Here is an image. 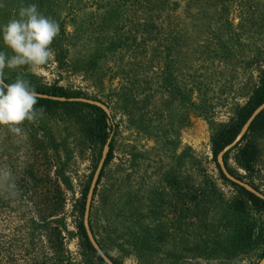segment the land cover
<instances>
[{
    "label": "rangeland",
    "instance_id": "374dc122",
    "mask_svg": "<svg viewBox=\"0 0 264 264\" xmlns=\"http://www.w3.org/2000/svg\"><path fill=\"white\" fill-rule=\"evenodd\" d=\"M138 1L0 0V28L31 4L63 27L47 64L5 68L4 76L56 82L107 105L117 128L92 212L104 252L124 264H257L264 213L255 208L244 215L254 221L253 244L232 258L223 257L218 244L232 226L221 215L236 189L218 175L210 135L247 100L264 66V1L169 0L152 3L148 12L128 11ZM106 13L126 19L118 38L113 23L98 27ZM146 21L154 26L135 40L142 44L134 51L126 37ZM115 38L124 43L119 53L108 49ZM0 51L13 54L2 35ZM162 56L169 59L166 68ZM199 87L209 101L206 112L197 110ZM22 129L16 136L0 126V166L12 169L19 190L0 195V264H96L80 246L74 209L93 170L94 146L82 126L60 112H44ZM254 141L253 170L239 173L264 193V132ZM229 164L235 167L232 155ZM200 187L216 194L197 200ZM56 194L60 205L52 200ZM206 225L209 248L194 234Z\"/></svg>",
    "mask_w": 264,
    "mask_h": 264
},
{
    "label": "trees",
    "instance_id": "16d2710c",
    "mask_svg": "<svg viewBox=\"0 0 264 264\" xmlns=\"http://www.w3.org/2000/svg\"><path fill=\"white\" fill-rule=\"evenodd\" d=\"M169 0H139L136 4H131V7L128 11H147L148 8H150L153 4H164L166 5V2ZM189 1H232V0H188ZM246 1V0H245ZM249 1V0H248ZM255 1H264V0H255ZM135 14V13H134ZM126 19L119 14H113V13H106L104 15L100 16V21L102 22L101 25L98 24V27L104 28L109 26H112V23L115 25L117 36H119V32L121 28L123 27L124 21ZM260 20H264V18H260ZM61 28L62 25L60 24ZM154 25L150 23V21H146L145 23L141 24L140 27L136 25V27L132 30H137L134 32L135 35H127L126 38H129V41L127 42L128 47L130 49H137L136 51L140 50V45L142 44L141 41H135L137 38L143 39L145 38L148 33H150L151 28ZM114 39L111 44L108 45V49L110 48L114 53H119L124 49V43L119 39ZM131 39V44L130 43ZM161 52H163V45L160 47ZM164 54V52H163ZM169 59L165 56L160 58V63H162L165 68L166 65L169 64ZM164 69V68H163ZM257 75H256V81L253 83L251 90L248 92V98L245 102L238 104L235 106L233 113L229 120L224 123H218L215 124V127L213 128V131L210 135V144H211V153H212V160L215 164V167L217 169L219 177L232 184V186L236 189L235 196L228 201L225 206L224 212L221 215L222 223L226 222V224H231L228 228V230L225 233V239L223 242H220L218 244L220 247H225L224 249V255L223 257H233L237 256L242 252V250L247 249L251 244L254 243V221H250L245 218L244 215L248 214V206H251L255 208L260 213H264V200L257 197L253 193L249 192L245 188L229 181L224 174L222 173L217 160L216 156L217 153L227 144H229L237 135V133L240 131L242 125L246 121V119L250 116V114L253 112V110L262 102H264V66L259 65L257 69ZM164 73V72H163ZM31 84L35 87V90L38 93L41 94H47L51 96H58V97H64V98H70V97H88L90 98L85 92H83L80 89H67L63 85H60L56 82H53L51 84H45L40 83L34 79H29ZM6 83H13V81H10L7 77H5ZM181 97V103H184V96L183 92L180 93ZM197 110L199 111H207L209 105V101L206 98L205 89L202 87L198 88V95H197ZM41 106L44 107V112H60L61 114L65 115L66 117L73 119L75 122L80 124L86 134V136L91 141L92 145L94 146L95 150V162L93 165V170L90 172L88 178L86 179L82 189L80 197L75 201L74 203V209L77 213V221H76V229L77 234L80 240V246L81 248L88 253L91 258L95 261L96 264H107L103 261V259L99 256V254L96 252V250L91 245L90 241L87 238L84 226H83V212H84V204H85V196L94 172V168L96 167L97 161L100 158L101 151L103 149V146L106 142V140L110 137L109 142V150L107 152L104 165L102 167V170L100 172L96 188L94 190V195L90 207V213H89V225L90 229L98 242L99 245L101 243L97 240L95 236V229L92 221V212H93V204L95 195L97 192V186L104 175V170L106 165L109 163L110 159L113 156V133L115 129L117 128V123L113 121V117L111 114L105 112L102 108L92 105L89 103L84 102H78V101H60V100H54L52 98L48 97H40L38 103L36 105V108L39 109ZM264 132V111H261L251 122L248 131L245 133V135L242 137L239 144L235 145L232 149L227 151L224 154V163L228 171L236 176L239 179L244 178V175L242 173H239V169H242L243 171H246L248 173L252 172L255 159L258 154V147L256 142L254 141V136ZM233 158V161L235 163V167H232L229 164V159ZM30 174H32L30 172ZM251 184V183H250ZM255 189L259 190L257 186L254 184H251ZM57 186V185H56ZM198 191L197 200L205 199L211 195H215V191H208L209 189L199 188ZM194 197V199H196ZM53 202L60 205L61 197L59 194H56L54 197H52ZM186 216V215H185ZM208 225H213L214 222L213 219L209 220L205 218ZM220 220V219H219ZM205 223V221H204ZM202 226L201 230L197 233L196 231L194 234H198L204 242H205V248L210 247V235L211 232L210 227ZM55 234L58 237L60 234V231L58 229H55ZM261 234H264V226L261 225ZM224 235V234H223ZM225 243V244H223ZM217 244V246H218ZM214 247L213 249H217L218 247ZM192 247V246H191ZM212 248V247H211ZM106 255L112 260L115 264H124L120 259L117 257H114L110 255L108 252H105ZM260 256H264V252L260 254Z\"/></svg>",
    "mask_w": 264,
    "mask_h": 264
},
{
    "label": "clouds",
    "instance_id": "9594fccd",
    "mask_svg": "<svg viewBox=\"0 0 264 264\" xmlns=\"http://www.w3.org/2000/svg\"><path fill=\"white\" fill-rule=\"evenodd\" d=\"M59 33V23L43 15L36 4L21 6L18 17L0 28L4 45L13 53L9 56L0 51V126L16 136L22 134L26 121L34 123L45 109L43 106L36 108L39 93L29 80L18 76L13 83H6L4 70L47 64L53 56L51 45ZM18 191L12 169L0 166V195L14 197Z\"/></svg>",
    "mask_w": 264,
    "mask_h": 264
},
{
    "label": "water",
    "instance_id": "95a60500",
    "mask_svg": "<svg viewBox=\"0 0 264 264\" xmlns=\"http://www.w3.org/2000/svg\"><path fill=\"white\" fill-rule=\"evenodd\" d=\"M40 97H48V98H52L54 100H60V101H78V102H84V103H89L92 105H96L100 108H102L105 112H109L108 111V107L106 104L102 103L99 100L93 99V98H88V97H70V98H64V97H58V96H51V95H47V94H41L39 93ZM264 111V102H262L261 104H259L254 110L253 112L250 114V116L246 119V121L244 122V124L242 125L240 131L237 133V135L235 136V138L227 145H225L218 153L216 156V160L217 163L222 171V173L224 174V176L231 182L245 188L246 190H248L249 192L253 193L254 195H256L257 197L261 198L262 200H264V193H262L260 190L255 189L252 185H250L249 183H247L246 181L237 178L236 176L232 175L228 169L225 166L224 163V154L229 151L230 149H232L235 145L239 144V142L241 141L242 137L245 135V133L248 131L249 126L251 124V122L254 120V118L261 112ZM109 142H110V137L106 140L103 149L101 151V155L100 158L97 162L96 168L93 172L86 196H85V204H84V212H83V226L87 235L88 240L90 241L91 245L93 246V248L96 250V252L99 254V256L103 259V261L107 264H115L112 262V260L106 255V253L101 249L100 245L98 244V242L96 241V239L94 238V235L90 229V225H89V213H90V207H91V203H92V199H93V195H94V190L96 188L97 185V181L100 175V172L102 170V167L104 165V161L107 155V152L109 150ZM257 264H264V256L261 257V259L259 260V262Z\"/></svg>",
    "mask_w": 264,
    "mask_h": 264
}]
</instances>
